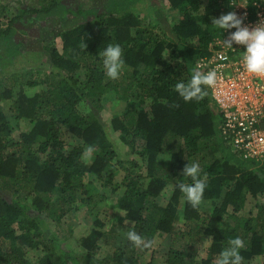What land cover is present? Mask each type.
Masks as SVG:
<instances>
[{"label":"trees","instance_id":"trees-1","mask_svg":"<svg viewBox=\"0 0 264 264\" xmlns=\"http://www.w3.org/2000/svg\"><path fill=\"white\" fill-rule=\"evenodd\" d=\"M123 1L74 9L63 0H37L36 8L0 16V43L14 48L15 24L27 13L38 21L69 13L82 18L57 31L60 47L46 45L48 60L26 82L41 85L38 92L0 81V264H213L236 237L245 244L243 264L258 258L264 264V200L242 215L249 195L264 198V161L246 157L224 135V115L211 88L191 102L175 91L197 67L204 71L198 64L225 37L212 18L231 12L239 0H166L175 11L167 31L143 24ZM256 1L264 7V0H248L251 18ZM109 44L123 50L118 79L106 76L99 55ZM242 52L229 50L227 58ZM121 99L124 111L108 124L104 101ZM7 100L16 121L31 123L28 130L14 135ZM88 146L94 152L85 162ZM188 162L199 163L206 177L203 202L195 209L178 188L191 183L182 176ZM106 189L115 196L112 206L124 211L111 223L101 210L110 196ZM80 211L91 215L93 226L78 239L83 253L77 254L68 246L73 228L67 217ZM129 230L154 241L152 247L132 245ZM111 231L112 247L104 252L102 240Z\"/></svg>","mask_w":264,"mask_h":264},{"label":"rangeland","instance_id":"rangeland-1","mask_svg":"<svg viewBox=\"0 0 264 264\" xmlns=\"http://www.w3.org/2000/svg\"><path fill=\"white\" fill-rule=\"evenodd\" d=\"M107 1L108 0H63L64 3H67V5L72 6L74 9H87L91 7L103 9ZM245 1L248 0H239L240 3H244ZM3 3L6 5L5 9L2 7ZM123 3H126V6L132 8V10L141 17L143 24L156 27V23H158L166 31L169 29V24L175 18V11L168 6L166 0H124ZM38 6L37 0H0V16L1 18L4 17V14L11 16L14 13L20 12L22 7L36 8ZM34 19L35 16L32 13H27L24 19L25 22H16L15 40L17 41V45L15 48L9 42L0 43V64H2L0 68V81L5 85H13L14 88L21 86V88L30 95L35 94L41 89V85L29 87L26 82L36 74V69L44 66V62L48 60V52L45 50L46 45L54 42L60 47L62 42L59 37H55L57 31L82 20L81 17L73 13H69L63 20H61L58 15L49 16L40 21ZM11 103V100L5 101L4 107L7 115L12 120V130L15 135L17 132L28 130L31 127V123L25 119L16 121L9 111ZM104 106L105 108L102 111V116L107 123L110 124L112 115L114 113H122L126 107V102L122 99L119 101L109 100L104 101ZM112 134L118 148L121 150L122 156L124 158H129L126 145L119 139L117 133L113 132ZM118 178H121V175H119ZM85 180H88V176ZM106 193L110 196L102 204L101 210L105 212L104 219L106 222L109 221L111 223L114 220H119L118 217L123 216L124 211L112 206L115 201V196L109 189H106ZM117 193H120V191H117L115 194L117 195ZM261 200L263 201L264 198L257 199L249 195L242 215L249 216L253 213L256 208V203ZM205 206L211 208V202L205 201ZM67 218V224L73 228V234L70 237V242L68 241V246L74 250L75 253L81 254L83 250L79 248L78 239L91 230L93 218L83 211L74 214L71 213ZM179 218L182 219L181 216H179ZM180 219L178 223L181 224ZM114 233L113 231L109 232L102 240L104 252L111 249ZM159 241H162V239ZM38 253L33 252L32 256L37 258ZM201 255L204 256V252ZM150 257L151 251H147L143 259L148 261ZM157 263L160 264L159 261H157ZM252 264H262V259L258 258L254 260Z\"/></svg>","mask_w":264,"mask_h":264},{"label":"clouds","instance_id":"clouds-1","mask_svg":"<svg viewBox=\"0 0 264 264\" xmlns=\"http://www.w3.org/2000/svg\"><path fill=\"white\" fill-rule=\"evenodd\" d=\"M212 26L216 29L225 31L235 29L229 32L228 38L224 43L228 47L233 44L245 46L242 56L244 70L249 74H255L258 77H264V21H261L254 27L244 25V20L236 12L221 14L218 18H212ZM87 47V45H86ZM103 60L105 74L110 79H118L124 61L122 59L123 50L119 44H109L99 53ZM218 82V73L215 69L209 71H200L197 67L190 80L178 81L175 85V91L185 102L193 100H203L208 95L206 89L214 88ZM178 107V105H175ZM94 152L92 146H88L82 153V159L87 162ZM182 176L191 179V183L180 182L178 188L184 195L187 202L195 209L203 202V196L206 188V177L201 178V168L197 162H188L182 170ZM127 223V221H126ZM126 239L137 248H150L154 241L146 240L135 230H129L125 233ZM207 240H205L206 243ZM245 247L244 241L240 237L232 238L213 261V264H243L241 249Z\"/></svg>","mask_w":264,"mask_h":264},{"label":"built area","instance_id":"built-area-1","mask_svg":"<svg viewBox=\"0 0 264 264\" xmlns=\"http://www.w3.org/2000/svg\"><path fill=\"white\" fill-rule=\"evenodd\" d=\"M254 4L258 8L253 18L248 1H238L231 12L241 16L245 26L254 27L264 21V7L257 1ZM234 31H225V37L216 40L220 48L198 65L204 72L215 69L218 73V82L211 90L224 115V135L246 157L264 161V77L244 70L242 56L245 46L233 44V47H228L224 43L229 32ZM237 48L243 49L242 55L228 59V51Z\"/></svg>","mask_w":264,"mask_h":264}]
</instances>
